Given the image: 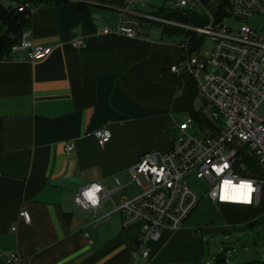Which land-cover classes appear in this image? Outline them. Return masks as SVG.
<instances>
[{
	"label": "crops",
	"instance_id": "1",
	"mask_svg": "<svg viewBox=\"0 0 264 264\" xmlns=\"http://www.w3.org/2000/svg\"><path fill=\"white\" fill-rule=\"evenodd\" d=\"M98 1L42 2L30 28L50 54L30 62L18 51L0 61V264H131L141 224L123 228L114 213L95 225L94 217L133 197L139 190L121 192L131 182L130 166L143 153L167 152L182 117L202 109L194 107L190 76L170 70L180 60L183 33H164L165 26L180 27L157 25L145 39L103 34L104 22L96 16L107 9ZM155 5L166 17L182 12L170 1ZM78 26L85 43L74 48L70 39ZM104 126L112 135L100 146L94 132ZM68 143L74 146L70 152ZM97 182L101 206L92 212L78 208L75 194ZM22 209L30 222L19 216ZM262 214L259 207L220 205L217 227L186 220L177 230H162L146 242L148 256L136 264H197L205 254L204 232L230 230ZM227 250L216 252L214 264H264V256L240 261ZM11 253L18 263L6 260Z\"/></svg>",
	"mask_w": 264,
	"mask_h": 264
},
{
	"label": "built area",
	"instance_id": "2",
	"mask_svg": "<svg viewBox=\"0 0 264 264\" xmlns=\"http://www.w3.org/2000/svg\"><path fill=\"white\" fill-rule=\"evenodd\" d=\"M44 1L55 0L10 1L9 7L28 20L19 41L11 46V56L23 51L26 60L35 62L50 54L51 47L37 43L30 28L32 14ZM117 1L119 5L112 0L98 1L111 12L109 16H96L104 22L103 34L145 39L147 32L157 25H173L184 30L179 42L180 60L170 70H182L193 79L196 96L204 102L201 111L209 124L198 122L191 114L184 115L173 130L167 152L143 153L130 166V180L141 189L111 211L94 217L95 225L114 213L120 214L123 228L141 224L131 262L136 264L139 257L148 256L144 248L147 241L157 240L162 230L180 228L197 206L199 196L188 182L190 176L205 179L209 184L205 196L220 205L254 208L261 203L264 185V111L260 110L264 104V0H229L227 8L216 0H169L183 13L199 7L204 11L201 18L209 20L207 25L191 24L189 17L180 21L160 14L162 12L156 13L153 8L157 0ZM228 16L236 18L240 25L229 26L225 23ZM256 16L263 18L259 25L249 22ZM80 30V26L73 29L70 44L74 48L85 43ZM205 36L213 41V47L202 54L199 46ZM166 39L167 36L162 35L160 41ZM11 56L0 57V61ZM195 122L207 135L200 137L189 130ZM111 135L105 126L94 132L100 146L106 145ZM244 146L250 152H246ZM73 148L71 143L65 145L67 152ZM225 181L230 183L225 185ZM241 184L250 185V191L244 190L246 199L237 191ZM102 188L98 182L83 186L73 198L75 205L85 211H95L101 206ZM89 192L96 203L86 195ZM222 196L228 198L222 199ZM19 216L30 222L27 210L22 209ZM5 257L7 261L19 262L15 253ZM220 264L240 263L223 261Z\"/></svg>",
	"mask_w": 264,
	"mask_h": 264
},
{
	"label": "rangeland",
	"instance_id": "3",
	"mask_svg": "<svg viewBox=\"0 0 264 264\" xmlns=\"http://www.w3.org/2000/svg\"><path fill=\"white\" fill-rule=\"evenodd\" d=\"M169 1V0H166ZM227 8V7H226ZM100 15L109 16L110 12L104 9H98ZM204 11L199 7H194L190 9V22L191 24L198 25H207L209 23L208 18H201L200 15H203ZM168 17L175 19L188 18L187 14L185 17L181 11H170ZM252 24H261L263 22L262 17H254L249 21ZM225 23L229 26L238 27L240 22L234 18L233 16H228L225 19ZM164 33L169 30L170 32H184L181 28H174L170 26H165ZM178 39V37H176ZM213 47V41L209 38V36L202 37L201 44L199 46L200 53H206ZM203 107V102L198 97L194 99V107L198 108ZM260 110L264 111V104L260 107ZM193 131L196 135L203 137L207 135L203 129L200 128V125L195 122L192 128L189 129ZM246 152H250L249 149L244 146ZM126 176H128V171H125ZM188 182L195 190V192L199 196V202L191 214L188 216L186 220H189L196 225L202 226L204 223H214V227H217L219 223H222V219L219 215L220 204L213 202L209 197L205 196L207 188L209 187L208 182L205 179H198L195 176L188 177ZM141 189L135 183L130 182L126 188L121 192H126L131 195L134 191L133 189ZM117 195V194H116ZM225 206V205H221ZM263 210V214L259 217L252 219V217H248L249 220L247 223H238L232 229H211L209 232H204L202 235V239L205 244V254L197 264H214V256L218 250L222 251L223 247L228 248V254H231L235 258L241 259L240 261H250L254 259H262L264 256V185L262 189V200L261 203L257 206ZM256 207V208H257ZM218 217V220H217ZM185 220V221H186ZM250 221H255L252 225L249 224ZM218 223V224H217ZM210 252V254L208 253ZM210 260V261H209ZM244 264V263H241Z\"/></svg>",
	"mask_w": 264,
	"mask_h": 264
},
{
	"label": "trees",
	"instance_id": "4",
	"mask_svg": "<svg viewBox=\"0 0 264 264\" xmlns=\"http://www.w3.org/2000/svg\"><path fill=\"white\" fill-rule=\"evenodd\" d=\"M216 1L219 2L220 6H222L223 8L228 7L229 5V0H216ZM79 6H80V9L85 8L84 3H79ZM10 10H13V9L9 6L3 5L0 2V57H3V56L10 57L11 56V50H10L11 46L19 41L23 30L28 24V20L25 18V16L22 13H17L15 10H13V14L11 18L7 20V15ZM191 80L193 84L192 95L196 96L195 83L192 78ZM190 112H191L190 114L194 117L195 120L203 124H208L207 121H205V117L201 110H194L193 108H191ZM221 205H225V207L227 208H239V207L243 208L244 207V206H237V205H230V204H221ZM244 208H249V207H244ZM253 223H255V221L249 222L250 225H252ZM221 253H219L218 256H220ZM220 262H222V260H220Z\"/></svg>",
	"mask_w": 264,
	"mask_h": 264
},
{
	"label": "snow or ice",
	"instance_id": "5",
	"mask_svg": "<svg viewBox=\"0 0 264 264\" xmlns=\"http://www.w3.org/2000/svg\"><path fill=\"white\" fill-rule=\"evenodd\" d=\"M224 183H225V185H228L230 182L229 181H225ZM245 189H247L248 191H250L251 190L250 185L241 184L239 186V189H237V191L239 192V194H240V196L242 198H245L246 199L247 198V193L244 191ZM89 197L92 198L93 200L95 199L92 194ZM227 198H228L227 196H222V199H227Z\"/></svg>",
	"mask_w": 264,
	"mask_h": 264
},
{
	"label": "water",
	"instance_id": "6",
	"mask_svg": "<svg viewBox=\"0 0 264 264\" xmlns=\"http://www.w3.org/2000/svg\"><path fill=\"white\" fill-rule=\"evenodd\" d=\"M12 14H13V10H10L7 15V20L11 18Z\"/></svg>",
	"mask_w": 264,
	"mask_h": 264
},
{
	"label": "clouds",
	"instance_id": "7",
	"mask_svg": "<svg viewBox=\"0 0 264 264\" xmlns=\"http://www.w3.org/2000/svg\"><path fill=\"white\" fill-rule=\"evenodd\" d=\"M91 194H92V193L89 192V193H87L86 195L90 196ZM92 202H93V203H96L95 199L92 200Z\"/></svg>",
	"mask_w": 264,
	"mask_h": 264
}]
</instances>
